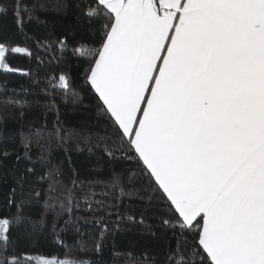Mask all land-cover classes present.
<instances>
[{
    "label": "snow or ice",
    "instance_id": "snow-or-ice-1",
    "mask_svg": "<svg viewBox=\"0 0 264 264\" xmlns=\"http://www.w3.org/2000/svg\"><path fill=\"white\" fill-rule=\"evenodd\" d=\"M44 7L33 0H0V20L10 14L16 33L24 37L18 41L0 31V76L18 74L38 85L30 67L13 61H35L38 72L53 60L64 62L70 52L82 61L84 85L95 96L104 126L86 135L64 129L54 93L73 105L81 102V94L64 69L45 76L40 92L48 98L46 111L55 113L53 131L46 137L40 129L21 132L23 156L16 153L11 167L13 152L0 147V178L11 176L20 189L19 199L12 189L4 205L16 211L0 212V264H102L73 256L72 249L61 257L22 247L25 241L37 242L49 211L51 231L61 246L60 234L69 225L82 236L80 222L94 223L91 247L81 241L79 250L98 256L123 223L143 225L155 237L146 214L160 213L163 257L114 250V259L264 264V0H79L78 19L86 22L90 37L71 46L66 37L33 38L25 31ZM65 7L57 4V10ZM41 48L51 56L47 62ZM29 94L23 85L19 91L7 89L5 79L0 111L15 109L23 116L39 103ZM8 139L0 131V141ZM53 139L66 155L68 145L75 144L77 151L102 154L109 164L132 166L112 167L107 179H81L67 155L65 183L62 166L49 162ZM33 146L40 148L38 160L46 166L38 176L29 155ZM24 160L30 166L21 172L17 166ZM29 176L47 184L38 220L23 211L41 197L40 190H25ZM133 200L140 204L139 217L129 212ZM65 216L64 228L58 229Z\"/></svg>",
    "mask_w": 264,
    "mask_h": 264
},
{
    "label": "trees",
    "instance_id": "trees-1",
    "mask_svg": "<svg viewBox=\"0 0 264 264\" xmlns=\"http://www.w3.org/2000/svg\"><path fill=\"white\" fill-rule=\"evenodd\" d=\"M33 2L43 3L45 7L37 11L36 15L39 17L38 21H33L25 25V31L30 37L49 36L53 40L66 37L70 46L78 39H89L90 33L87 29L86 22L82 18L78 19L80 16L77 8L79 0H33ZM58 3H66L67 7L57 10ZM0 31H7L14 35L18 41L24 40L22 35L16 33L10 14L6 20H0ZM28 43L31 44V40H29ZM40 55L46 62L51 59L49 54L44 53L43 48L40 50ZM13 64L20 67H30L41 83L38 85L31 84L28 79L22 78L18 74L8 76L7 78L0 76V83L7 79V89H16L19 91L23 85L29 89L30 94L28 95V99L39 101L38 104H34L33 107L26 110L23 116H19L18 111L15 109L0 111V115L4 117V123L0 125V131H2L6 137H9L7 141H0V147L7 148V150L14 154L8 161L9 167L16 163V153L23 156V149L19 143L21 132L28 133L30 129L33 131L35 129H40L42 136L46 137L47 133L53 131L56 116L54 112L46 111L44 105L48 103V98L40 92V89L45 87L44 78L48 73L59 74L62 69L68 71L72 75L74 87L80 92L82 97L79 104L73 105L70 101L65 104L62 102L60 94L54 93L55 103L60 111L61 126L64 129L70 131L74 130L82 135H86L89 132H97L104 126V121L97 113L95 96L90 92L88 87L84 85L82 61L73 57L70 52L66 54L64 62L57 64L56 61L53 60L51 67L45 65L41 67L38 72L35 61L18 58L13 61ZM12 137L15 138L14 143L12 142ZM33 139H35V137H33ZM41 144L47 147V140L41 139ZM68 147L70 148V152L67 155H71V164L79 173L81 179H95L97 177L100 179H107L112 167L119 169L132 166L123 161L109 164L102 154L97 152L88 153L87 151H77L75 144H70ZM29 155L32 157V161L36 162L35 170L38 176L44 172L46 167L38 160L40 148L33 146ZM67 155L64 151V147H57L56 141L53 139L49 162L50 164H59L62 166L66 173L64 177L65 183H67V175L70 174ZM26 166L30 165L28 161L24 160L17 167L23 172ZM29 180L31 184L26 185L25 190L27 191L29 187L40 190L41 197L39 202L33 200L30 205L25 206L23 211L32 219L38 220L44 213L43 202L47 198V184L36 183V176H29ZM12 189H16V198L19 199L20 189L17 187L14 179L11 176H8L6 179L0 178V212L7 213L9 211H16L15 208L9 210L4 207L6 199L12 193ZM96 190L99 191L100 186H97ZM125 203H128V201H125ZM131 204L132 208L129 209L130 214L139 217V202L133 200ZM58 210L59 209H57V211ZM79 214L81 216H87L86 212H81ZM159 215L160 213L146 214L148 224L153 226V231L156 233L155 237L151 236L143 225L123 223L121 224L122 231L116 232L114 235H109L102 256H98L92 252L86 253L79 250V243L81 241L85 243L86 247H91L92 237L97 233L94 223L80 222L79 226L82 230V236L74 231L72 225H69L67 230L60 234V239L64 241V246H61L51 231L53 213L49 211L47 216L48 223L44 231L38 235L37 242L32 244L29 241H25L22 247L35 254L57 255L61 257L64 256L68 249H72L73 256L91 259L93 261H102V264H131L127 256H119L114 259V250L120 253L131 252L133 257H138L143 252L163 257L165 245L163 240V229L157 220ZM66 218V216L61 218L57 226L58 229L64 228L63 220ZM115 219L116 217L113 216L112 220L115 221Z\"/></svg>",
    "mask_w": 264,
    "mask_h": 264
}]
</instances>
